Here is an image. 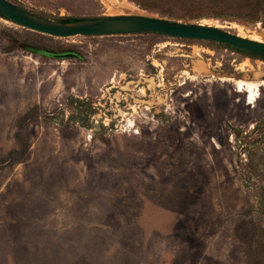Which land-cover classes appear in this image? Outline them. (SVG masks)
Wrapping results in <instances>:
<instances>
[{
	"label": "rangeland",
	"instance_id": "obj_1",
	"mask_svg": "<svg viewBox=\"0 0 264 264\" xmlns=\"http://www.w3.org/2000/svg\"><path fill=\"white\" fill-rule=\"evenodd\" d=\"M9 1L57 21L164 18ZM179 21L264 41L262 20ZM263 80L264 59L216 41L61 38L0 16V264H264Z\"/></svg>",
	"mask_w": 264,
	"mask_h": 264
},
{
	"label": "water",
	"instance_id": "obj_2",
	"mask_svg": "<svg viewBox=\"0 0 264 264\" xmlns=\"http://www.w3.org/2000/svg\"><path fill=\"white\" fill-rule=\"evenodd\" d=\"M0 13L28 29L53 37L158 33L172 37L216 41L264 59V41L244 37L225 28L202 22H180L143 14L108 15L65 22L33 13L9 0H0Z\"/></svg>",
	"mask_w": 264,
	"mask_h": 264
},
{
	"label": "trees",
	"instance_id": "obj_3",
	"mask_svg": "<svg viewBox=\"0 0 264 264\" xmlns=\"http://www.w3.org/2000/svg\"><path fill=\"white\" fill-rule=\"evenodd\" d=\"M134 1L142 7L155 9L162 16H164V18L174 21H179V19H185V18L199 19V18L208 17V18H220L221 20H226V19H231V20L244 19L249 21L262 20V22L264 23V0H134ZM0 16L7 18L1 13ZM80 19H84V18H63L62 20H58V21L69 22ZM249 264H253V263H249Z\"/></svg>",
	"mask_w": 264,
	"mask_h": 264
},
{
	"label": "bare ground",
	"instance_id": "obj_4",
	"mask_svg": "<svg viewBox=\"0 0 264 264\" xmlns=\"http://www.w3.org/2000/svg\"><path fill=\"white\" fill-rule=\"evenodd\" d=\"M264 86V80L262 81V84ZM246 89L245 87V82L243 81H239L238 82V90L242 91ZM247 90L249 92V102H253L255 99H256V95H257V92H256V89H253V87H247Z\"/></svg>",
	"mask_w": 264,
	"mask_h": 264
}]
</instances>
